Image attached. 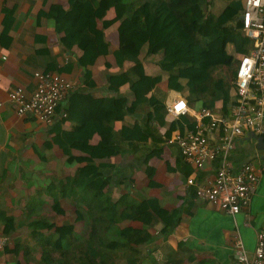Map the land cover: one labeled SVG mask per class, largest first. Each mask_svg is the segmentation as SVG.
<instances>
[{"label":"trees","instance_id":"trees-1","mask_svg":"<svg viewBox=\"0 0 264 264\" xmlns=\"http://www.w3.org/2000/svg\"><path fill=\"white\" fill-rule=\"evenodd\" d=\"M15 4V0H5V30L13 20ZM243 6V0H227L213 12L212 0H68L67 7L51 4L46 14L54 18L66 47L82 49L81 64L93 63L107 53L119 66L125 61L131 64L108 75L109 87L119 94H96L84 87L68 92L63 120L72 125L57 130L56 140L67 160L85 162L66 178L70 194H62L85 205L80 208L77 204L75 221L82 220L87 234L81 235L75 222L56 224L48 220L47 211H35L27 224L35 243L24 246L25 264H30V248L37 245L41 253L34 264H110L115 253L123 255L128 264H138V245L152 238L148 228L162 221L166 229L174 212L166 213L155 196L134 198L125 190L114 197L109 189L111 177L105 172L113 163L106 158L126 152V146L142 131L150 134L147 122L133 118L131 112L150 113L158 124L168 123L166 137L170 135L164 94L157 93V83L165 78L182 84L181 93L189 105L228 112L237 95L233 63L252 46L238 18ZM109 9L112 16L107 15ZM114 22L118 43L111 49L106 29ZM148 61L158 65L159 72L148 71ZM84 73L85 83L91 84L90 71ZM123 84L131 94L119 92ZM119 119L121 126L114 128L113 122ZM193 124L194 120L188 122V126ZM94 134L98 135L96 142L92 141ZM4 220L5 233L16 229L13 216L5 215ZM122 220L125 223L119 224ZM14 245L12 250L18 252L24 244L17 241Z\"/></svg>","mask_w":264,"mask_h":264},{"label":"crops","instance_id":"crops-1","mask_svg":"<svg viewBox=\"0 0 264 264\" xmlns=\"http://www.w3.org/2000/svg\"><path fill=\"white\" fill-rule=\"evenodd\" d=\"M15 1L13 20L5 30V0H0V235L7 236L5 247L0 248V264L26 263L24 246L35 243L28 233L27 224L31 217L36 216L35 211H47L48 220L56 224L75 222L82 229L81 235L87 234L82 220L75 221L77 204L80 208L85 205L73 202L71 195L66 197L62 194H70V188L65 185L66 178L85 162L76 158L67 160L56 140L57 130L68 129L72 125L70 120H63L66 97L57 106L53 120L45 122L31 112L19 115L8 98L9 90L21 85L29 93L37 82L35 70H49L73 80L74 88L84 87L85 91L103 95L119 94L109 87L108 75L131 64L125 61L119 66L110 53L100 54L90 64L79 62L82 49L77 45L66 47L60 40L61 32L56 30L54 18L46 14L51 4L67 7L68 0ZM226 2L212 0V11L217 12ZM107 15L112 16L113 10L109 9ZM116 26L117 22H114L106 29L111 49L118 43ZM146 66L152 73L159 72L158 65L151 61ZM85 70L90 71L91 84L84 81ZM170 84L174 87L169 88ZM157 85V93L160 96L164 94L165 105L176 93L182 95V84L177 80L165 78ZM119 90L120 93L131 94L127 84L120 86ZM201 107L191 106L192 109ZM149 114L131 112L133 118L137 117L143 124L147 122L145 126L150 134L142 131L138 139L126 146V152L107 157L106 160L113 165L105 169L111 177L109 189L114 197L125 190H129L134 198L155 196L166 213L174 212L166 229L162 221L148 228L152 238L138 245V264H234V241L237 237L247 253L252 255L257 232L264 228V169L247 206L234 214L217 208L196 196L194 185L187 183L190 175L196 182L210 179L217 161L194 167L183 158L177 143L167 142L168 123L158 124ZM165 118L170 123L169 127L172 126V135L177 131L183 132L193 116L167 113ZM121 124L120 119L113 122L114 128ZM216 135L217 130L211 138H216ZM261 135L264 136V131ZM97 139L98 135L94 134L92 141ZM257 143L258 139L250 130L239 136L228 154L234 168L247 161L264 167V147ZM74 153L81 154L75 149ZM5 215L13 216V226H16L9 234L3 231ZM124 223V220L119 222ZM17 241L24 245L15 252L12 248ZM30 249L28 258L30 264H34L41 247L37 245Z\"/></svg>","mask_w":264,"mask_h":264},{"label":"built area","instance_id":"built-area-1","mask_svg":"<svg viewBox=\"0 0 264 264\" xmlns=\"http://www.w3.org/2000/svg\"><path fill=\"white\" fill-rule=\"evenodd\" d=\"M243 1L244 6L239 13L241 28L252 40V46L237 63V95L228 112L224 114L205 106L192 109L180 93L166 103L168 114H191L194 120V124L183 132L168 136L167 142L177 143L183 158L196 168L211 160L217 161L210 179L196 182L190 175L187 183L194 185L196 196L232 214L249 204L264 169L252 161L234 168L228 158L239 136L246 130L257 134L264 131V0ZM34 75L37 82L31 92L27 93L17 85L9 90L8 98L19 115L31 112L39 120L51 122L56 106L75 87V82L57 71L35 70ZM215 130L217 135L213 140L211 134ZM6 243L7 236L0 235V248H4ZM234 254V264H264V228L257 232L252 255L247 253L239 237L234 241Z\"/></svg>","mask_w":264,"mask_h":264},{"label":"rangeland","instance_id":"rangeland-1","mask_svg":"<svg viewBox=\"0 0 264 264\" xmlns=\"http://www.w3.org/2000/svg\"><path fill=\"white\" fill-rule=\"evenodd\" d=\"M236 65H237V63L235 61L233 63V68H236ZM170 87H174V86L171 85V86H169V88ZM109 263L110 264H128L127 261L123 258V255H119V254H116V253L109 259Z\"/></svg>","mask_w":264,"mask_h":264},{"label":"water","instance_id":"water-1","mask_svg":"<svg viewBox=\"0 0 264 264\" xmlns=\"http://www.w3.org/2000/svg\"><path fill=\"white\" fill-rule=\"evenodd\" d=\"M238 18L240 19L241 18V14L238 15ZM254 134V136L258 139V143L257 145L259 146L260 144L263 145L264 147V136L263 135H257L256 133L252 132Z\"/></svg>","mask_w":264,"mask_h":264}]
</instances>
